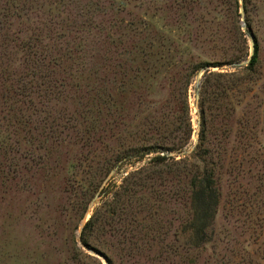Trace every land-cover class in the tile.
<instances>
[{
    "label": "rangeland",
    "instance_id": "rangeland-1",
    "mask_svg": "<svg viewBox=\"0 0 264 264\" xmlns=\"http://www.w3.org/2000/svg\"><path fill=\"white\" fill-rule=\"evenodd\" d=\"M14 2L0 0V28L7 27L0 31V264H264V0H245V6L244 0ZM251 35L262 73L236 117H254L263 148L252 149L240 168L220 170V205L205 251L176 240L190 214L186 179L124 198L122 219L106 220L91 234V246L103 255L83 246L81 233L96 210L151 159L120 163L124 149L156 137L147 132L149 115L171 119L174 76L184 65L179 60L243 56V67L252 54ZM35 40L61 67L52 98L34 95L29 107L4 99L1 84L24 74L41 82L26 50ZM145 60L150 72L140 70ZM198 75L188 93L194 141ZM229 127L238 130L234 120ZM131 233L136 238L128 243L124 234ZM161 233L166 243L158 242ZM172 244L176 255L161 257Z\"/></svg>",
    "mask_w": 264,
    "mask_h": 264
},
{
    "label": "trees",
    "instance_id": "trees-1",
    "mask_svg": "<svg viewBox=\"0 0 264 264\" xmlns=\"http://www.w3.org/2000/svg\"><path fill=\"white\" fill-rule=\"evenodd\" d=\"M20 1L23 0H15L14 3ZM50 10L56 12L58 6H50ZM15 13L17 16L20 15L18 10ZM6 28L2 27L0 31ZM247 30L250 33L248 27ZM239 35L243 37V33ZM37 41L27 43L26 50L29 61L33 62V67L40 71L41 82L29 80L24 74L19 75L8 86V79L5 78L1 89L4 91L3 98L7 101L10 98L15 104L21 103L30 107L33 105L34 95L42 101L49 100L54 95L53 79H56L55 71L61 67V62L58 58L51 59L49 57L51 55L47 54L48 51H43L40 46L41 42ZM243 60V56L215 63L195 61L186 63L179 60L185 66L180 64L179 67L182 70L176 72L174 76L177 86L172 90V94L176 104L171 119L168 115L155 119L149 115L146 122L147 132L156 133V137L149 139L141 146L124 149L120 163L132 165L144 160L147 156H151V159L144 166L131 172L111 198L96 210L81 233L80 241L83 246L101 253L91 246V234L105 226L104 221L106 220H112L117 216H121L122 219L124 198L133 199L144 187L153 189L155 185L169 190L174 181L186 179L190 214L182 229L177 232L178 239L176 240L192 244L199 251H205L206 245L211 242L213 225L220 205L221 194L218 188L220 170L226 165L232 169L240 168L246 156L251 154L252 149L263 148L258 142L254 117L245 115L240 118L236 117L240 108L250 104L254 86L262 73L263 60L257 42H255L254 53L250 56L248 63L235 71L230 69ZM167 62L173 63L172 61ZM144 64L147 66L140 70L150 72L151 61L145 60ZM154 64L158 66L156 62ZM225 66H229V69L224 70ZM202 71H205V74L200 85L196 87V96H199L197 104L199 118L197 140L194 141L195 129L188 93L194 78ZM172 119L174 122H170ZM231 120L238 125L234 138V129L228 128ZM230 154H235V158L232 159ZM259 157L262 155L259 154ZM162 195H166L164 190ZM138 213L140 212L135 211L134 214L138 215ZM129 236L132 239L136 238L135 234H124L128 243H130ZM158 240L162 244L166 243V234L161 233ZM193 243L196 244L193 245ZM76 252L86 255L81 248H76ZM175 253H177V247L174 244L168 245L166 250L159 251L161 257L166 254L175 256ZM87 257L90 258L89 255ZM108 264H113V262L109 259Z\"/></svg>",
    "mask_w": 264,
    "mask_h": 264
},
{
    "label": "water",
    "instance_id": "water-1",
    "mask_svg": "<svg viewBox=\"0 0 264 264\" xmlns=\"http://www.w3.org/2000/svg\"><path fill=\"white\" fill-rule=\"evenodd\" d=\"M241 17H242V20H243V28L245 29L246 28V25H245V16H244V8L242 7L241 8ZM252 36V54L254 53V45H255V41H254V36ZM242 65L241 64H236V65H233L232 68L237 70V68L241 67ZM204 71L200 72L198 77H197V87L200 85V82L202 80V75H203ZM199 102V96L197 95L196 96V104H198Z\"/></svg>",
    "mask_w": 264,
    "mask_h": 264
}]
</instances>
